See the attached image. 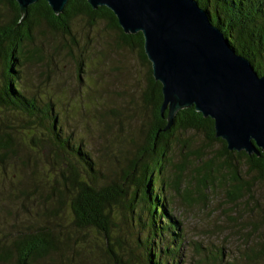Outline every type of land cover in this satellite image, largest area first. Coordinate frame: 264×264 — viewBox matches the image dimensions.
Segmentation results:
<instances>
[{
  "label": "rangeland",
  "instance_id": "rangeland-1",
  "mask_svg": "<svg viewBox=\"0 0 264 264\" xmlns=\"http://www.w3.org/2000/svg\"><path fill=\"white\" fill-rule=\"evenodd\" d=\"M70 27L72 38L46 26L32 32L33 44L27 48H37L40 55L23 64L22 85L27 95L55 104L64 134L81 143L90 155L95 183H120L121 170L146 141L150 109L144 107L142 92L148 66L137 50L120 43L117 31L106 20L89 25L85 16H79ZM0 122L16 129L11 132L16 154L0 164V245L10 247L19 235L51 233L57 240L56 249L30 264H110L101 236L95 230L76 229L69 206L47 215L57 208L49 197L60 174L50 165L54 147L45 143V137L39 138L43 130L13 112L0 110ZM31 134L44 140L38 143L41 151L30 143ZM196 150L202 151L199 159L190 154ZM220 150L221 144L210 143L201 132H177L168 151L158 147L149 165L155 183L166 184L177 168L184 169L177 192L167 184L163 187L167 209L182 223L186 240L180 264H264V253L258 255L264 247V183L241 164L238 176L250 183L249 191L231 199L233 183L222 169L213 172V183L202 188L206 199H199L197 179L204 178V164L217 159ZM126 208V203L117 205L113 215L115 237L128 252L134 237ZM135 209L146 216L140 205ZM18 261L13 252L0 264Z\"/></svg>",
  "mask_w": 264,
  "mask_h": 264
},
{
  "label": "trees",
  "instance_id": "trees-1",
  "mask_svg": "<svg viewBox=\"0 0 264 264\" xmlns=\"http://www.w3.org/2000/svg\"><path fill=\"white\" fill-rule=\"evenodd\" d=\"M204 10L210 22L217 27L237 55L247 59L259 77H264V0H194ZM26 18L21 21L18 4L14 0H0V110L13 112L26 117L29 125L43 131L39 138L45 137V143L54 147L50 165L59 171V179L54 181L50 190V200H55L57 208L47 213L56 215L60 208L69 206L73 216L72 225L78 230H95L103 240L102 248L110 264H180L182 249L186 243L182 223L167 209L168 201L163 187L177 192L180 188L184 169L177 171L167 179L166 184L155 183L149 165L154 163L158 147L168 151L169 142L177 132L195 131L205 135L210 143L221 144L217 159L206 162L202 168L204 178L197 179L199 199L205 200L202 188L213 183V172L226 169L232 185L231 199L239 198L243 191L250 190V183L238 176V166L244 164L249 174L264 183V153L248 155L244 151H228L226 143L214 136L213 121L203 118L193 107L179 111L172 127L159 132L166 126L165 118L160 116L162 102L161 85L154 81L151 65L143 50L141 33L126 35L119 28L115 16L101 7L92 10L86 0H68L63 12L56 16L44 0H38L28 7ZM85 16L89 25L106 20L110 28L117 31L120 43L138 52L140 59L148 66V80L142 92L145 108L150 109L146 141L137 151L135 159L121 170L120 183L113 181L109 185L95 183L94 163L81 143H75L62 130L61 119L55 104L27 95L22 85V67L25 62L38 58L40 51L32 46V32L46 26L54 33L72 38L71 21ZM166 117V113L164 114ZM0 122V164L8 156L16 154V143L12 136L14 127ZM27 128V127H26ZM19 133V132H17ZM31 134L32 146L41 151L38 143L43 142ZM152 146V149L150 147ZM195 158H201L202 151L190 152ZM216 164V166H215ZM215 168V169H214ZM208 180V181H207ZM121 189L125 191L121 193ZM128 192H130L128 194ZM189 193H186V197ZM54 201V202H55ZM127 204L128 225L134 241L125 247L115 237L116 219L113 208ZM140 205L146 213L136 212ZM57 240L51 233L39 232L18 236L11 246L0 245V263L18 254L17 264H30L37 259L47 257L56 249ZM137 251L141 253L138 254ZM264 253V247L258 255Z\"/></svg>",
  "mask_w": 264,
  "mask_h": 264
},
{
  "label": "water",
  "instance_id": "water-1",
  "mask_svg": "<svg viewBox=\"0 0 264 264\" xmlns=\"http://www.w3.org/2000/svg\"><path fill=\"white\" fill-rule=\"evenodd\" d=\"M21 21L38 0H14ZM54 15L68 0H44ZM112 12L126 35L141 33L154 81L161 85L160 116L169 130L175 115L193 107L213 121L228 151L264 153V77L237 55L194 0H86ZM166 113V117L164 114Z\"/></svg>",
  "mask_w": 264,
  "mask_h": 264
}]
</instances>
